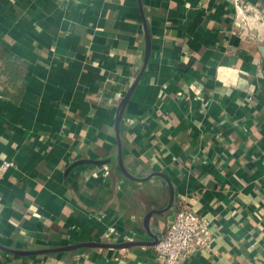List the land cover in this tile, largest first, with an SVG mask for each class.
Instances as JSON below:
<instances>
[{
  "label": "crops",
  "instance_id": "1",
  "mask_svg": "<svg viewBox=\"0 0 264 264\" xmlns=\"http://www.w3.org/2000/svg\"><path fill=\"white\" fill-rule=\"evenodd\" d=\"M239 3L0 0V246L138 243L0 264H155L183 207L189 264H264V0Z\"/></svg>",
  "mask_w": 264,
  "mask_h": 264
},
{
  "label": "built area",
  "instance_id": "2",
  "mask_svg": "<svg viewBox=\"0 0 264 264\" xmlns=\"http://www.w3.org/2000/svg\"><path fill=\"white\" fill-rule=\"evenodd\" d=\"M237 12L241 13L239 0H230ZM13 163L0 162V175ZM211 236L209 221L198 213L179 209L171 220L166 232L153 246L155 264H189V257L210 249Z\"/></svg>",
  "mask_w": 264,
  "mask_h": 264
},
{
  "label": "water",
  "instance_id": "3",
  "mask_svg": "<svg viewBox=\"0 0 264 264\" xmlns=\"http://www.w3.org/2000/svg\"><path fill=\"white\" fill-rule=\"evenodd\" d=\"M146 40H147V43H146V53H145L144 65H145V63H146V61L148 59V55H149L148 54L149 53V50H148V41L149 40H148V34L147 33H146ZM258 50L261 53V55L264 56V47H259ZM136 82H137V80L129 88V90L127 91L125 96L122 98V100H121V102H120V104L118 106L117 117H116V125L117 126H118V123H119L123 108H124L126 102L128 101V99H129V97H130V95H131V93L133 91V88H134V85H135ZM118 163H119V167H120V170L122 171V173L125 176L131 178L129 176V174L125 171V169L123 168L119 153H118ZM156 175L162 176V175H159V174H156ZM172 201H173V193H172V191H170V199H169L168 206H167L166 210L172 205ZM152 214H153V212H150V214H147V216L145 217V220H144V222H145L144 226H145V229L147 231H148L147 223H148L149 217ZM150 236L152 238V242L151 243L155 244L157 239H158V236H153V235H150ZM135 245H138V243L135 242V243L108 244V243H98V242H86V243H80V244H75V245H71V246L55 248V249H45V250H36V251L11 250V249H7V248L2 247V246H0V250H3L6 253L14 254V255H17V256H31V255H38V254H45V253H52V252L72 251V250H75V249H78V248H127V247H131V246H135Z\"/></svg>",
  "mask_w": 264,
  "mask_h": 264
},
{
  "label": "trees",
  "instance_id": "4",
  "mask_svg": "<svg viewBox=\"0 0 264 264\" xmlns=\"http://www.w3.org/2000/svg\"><path fill=\"white\" fill-rule=\"evenodd\" d=\"M1 61H2V60L0 59V62H1ZM2 63H3V70L5 71V69H6V68L8 69L9 66H5V65H4L5 62H3V61H2ZM5 92H6V93H5V96L7 95V97H9V96H11V94L15 93L14 89H12V88H11V90H9V91H8V90H5ZM10 99H12V98L10 97Z\"/></svg>",
  "mask_w": 264,
  "mask_h": 264
},
{
  "label": "rangeland",
  "instance_id": "5",
  "mask_svg": "<svg viewBox=\"0 0 264 264\" xmlns=\"http://www.w3.org/2000/svg\"><path fill=\"white\" fill-rule=\"evenodd\" d=\"M110 238V237H109Z\"/></svg>",
  "mask_w": 264,
  "mask_h": 264
}]
</instances>
